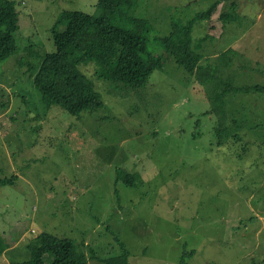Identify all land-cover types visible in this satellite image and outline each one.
Wrapping results in <instances>:
<instances>
[{"label": "rangeland", "instance_id": "rangeland-1", "mask_svg": "<svg viewBox=\"0 0 264 264\" xmlns=\"http://www.w3.org/2000/svg\"><path fill=\"white\" fill-rule=\"evenodd\" d=\"M15 1L19 48L0 59V178H13L0 187V236L71 237L87 264H107L119 240L129 264H264V92L239 89L264 84V0H137L164 66L134 87L78 63L103 100L79 115L45 105L34 78L60 13H95L99 0ZM216 1L195 20L202 58L189 72L157 38ZM26 245L13 260L29 258Z\"/></svg>", "mask_w": 264, "mask_h": 264}, {"label": "trees", "instance_id": "trees-1", "mask_svg": "<svg viewBox=\"0 0 264 264\" xmlns=\"http://www.w3.org/2000/svg\"><path fill=\"white\" fill-rule=\"evenodd\" d=\"M217 1L207 9L187 21L174 19L171 32L157 38L166 51L175 56L177 62L189 72L198 66L202 54L192 47V31L195 20L211 17ZM98 12L83 10H63L54 27L53 38L56 49L47 52L36 69L34 82L39 97L45 105H60L72 114L93 110L103 105L99 92L93 89L86 74L78 68V63L96 60L103 75L116 82L139 87L146 83L156 68L164 66L163 56L149 50L151 27L149 22L135 14L137 0H99ZM20 11L15 0H0V59H6L18 51L14 33L20 28ZM120 23H126L127 27ZM63 24L64 28L58 27ZM31 51V50H29ZM23 63L24 59H19ZM34 69V66H30ZM246 91L264 92V84L239 87ZM38 93V92H37ZM122 169V168H121ZM118 168V179L126 185L136 182L137 174L123 172ZM11 177H1L0 187L12 182ZM142 182V181H141ZM20 224V220L16 222ZM4 230L10 240L5 241L4 254L22 252V246L29 250L25 260L8 259L9 264H87L88 256L78 242L71 237L58 236L52 232H42L34 239L24 234ZM17 235L21 237H17ZM26 239L27 241H23ZM117 240L119 238L117 237ZM28 242V243H27ZM122 252L105 258L107 264H129V251L126 244L119 240ZM46 254H50V260ZM181 259L179 264H184Z\"/></svg>", "mask_w": 264, "mask_h": 264}]
</instances>
